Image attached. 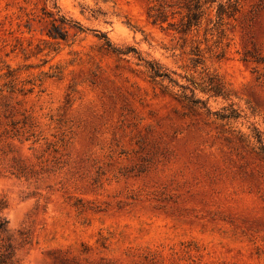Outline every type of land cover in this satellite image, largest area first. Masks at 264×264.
Returning a JSON list of instances; mask_svg holds the SVG:
<instances>
[{"label":"rangeland","instance_id":"rangeland-1","mask_svg":"<svg viewBox=\"0 0 264 264\" xmlns=\"http://www.w3.org/2000/svg\"><path fill=\"white\" fill-rule=\"evenodd\" d=\"M58 16L84 32L51 39ZM254 129L264 0H0L15 264H264Z\"/></svg>","mask_w":264,"mask_h":264},{"label":"trees","instance_id":"trees-1","mask_svg":"<svg viewBox=\"0 0 264 264\" xmlns=\"http://www.w3.org/2000/svg\"><path fill=\"white\" fill-rule=\"evenodd\" d=\"M194 8H196L197 10L199 9L197 4L194 5ZM188 10L190 11V7H188ZM190 16L195 17V14L192 13V15ZM56 22H58L59 24H56ZM69 28H73L75 30V34L84 32L83 27L80 26L79 24L72 23L71 21L65 19L64 17L58 16L57 18H54L53 22L51 23V28L48 31V37H50L53 40L64 41L67 39ZM107 43L108 45H110L109 41ZM152 74L153 77H159V78L165 77V74L161 71L160 67H153ZM198 102L199 101H196L195 103ZM230 112L231 113L228 116H224V117L233 118V119L239 117V114L235 110L231 109ZM254 133L256 135L258 143L260 144L259 149L262 152V154H264V145L262 143V139L260 138V135H258L257 131H255V129H254ZM5 209H6L5 203L2 200H0V238L7 231L8 220L4 215ZM2 247L4 250L3 252H0V264H15L14 253L13 250L11 249L10 244L3 245Z\"/></svg>","mask_w":264,"mask_h":264}]
</instances>
